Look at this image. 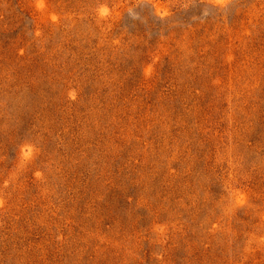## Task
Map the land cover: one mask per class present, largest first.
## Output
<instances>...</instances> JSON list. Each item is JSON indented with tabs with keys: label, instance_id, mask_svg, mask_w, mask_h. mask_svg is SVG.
<instances>
[{
	"label": "rangeland",
	"instance_id": "rangeland-1",
	"mask_svg": "<svg viewBox=\"0 0 264 264\" xmlns=\"http://www.w3.org/2000/svg\"><path fill=\"white\" fill-rule=\"evenodd\" d=\"M0 264H264V0H0Z\"/></svg>",
	"mask_w": 264,
	"mask_h": 264
}]
</instances>
